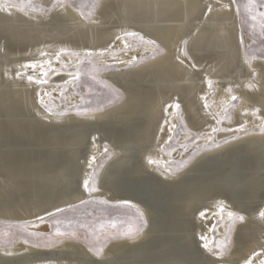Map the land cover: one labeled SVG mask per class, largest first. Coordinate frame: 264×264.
Returning a JSON list of instances; mask_svg holds the SVG:
<instances>
[{"label": "bare ground", "instance_id": "1", "mask_svg": "<svg viewBox=\"0 0 264 264\" xmlns=\"http://www.w3.org/2000/svg\"><path fill=\"white\" fill-rule=\"evenodd\" d=\"M131 32L164 53L105 77L123 92L119 104L83 114L48 108V95L56 89L51 83L70 84L77 75L60 70L71 65L62 58L66 52L98 54L101 64L125 66L142 56L115 55L132 43L126 35ZM245 43L235 0H104L91 18L66 3L41 14L0 0V144L9 154L0 165V221L41 226L90 199L128 201L148 221L142 235L114 241L99 256L75 241L54 247L19 242L0 247V264H245L250 258L253 264L256 254L264 258V60L250 62ZM31 63L38 67H24ZM40 64L48 83L29 82L28 76L41 78ZM214 89L221 95L211 110L205 105ZM233 96L242 106L226 124L217 113ZM177 104L190 128L203 136L200 144L253 131L215 144L192 166L173 172L164 145L176 126ZM76 105L72 100L66 109ZM2 139H10L8 148ZM108 149L114 155L99 179L106 176L107 186L91 192L99 158ZM238 215L245 219L225 258L212 229ZM201 235L215 254L203 248Z\"/></svg>", "mask_w": 264, "mask_h": 264}, {"label": "rangeland", "instance_id": "2", "mask_svg": "<svg viewBox=\"0 0 264 264\" xmlns=\"http://www.w3.org/2000/svg\"><path fill=\"white\" fill-rule=\"evenodd\" d=\"M17 6H23L34 12L50 14L60 3H66L73 9L81 11L86 17L95 15L98 7L104 0H52L50 5H45L39 0H6ZM239 11V20L242 35L245 38V52L250 62L264 60V0H235ZM142 36H128L127 40L132 42L129 47L118 49L115 55L125 51H141L135 62L128 65L116 63L113 65L101 64L99 59L102 55H85L73 51L66 52L62 58H70L69 67H60L64 73H76L79 78L72 79L71 83H62L55 86V90L48 95V108L57 113H93L99 112L114 105L119 104L123 99V92L112 85L105 77L108 74L118 73L121 69H136L145 63L153 61L164 53V48L160 45L149 42ZM57 91V92H56ZM58 93V95H57ZM56 94V95H55ZM215 89L211 94V102L207 106L211 110L217 108L216 98L221 95ZM72 100H77V105L71 109H66ZM242 101L238 97L223 109V113H217L220 120L226 124H232L238 109L241 108ZM224 128L221 130L223 131ZM243 131L233 136L221 138L217 143L200 144L204 138L199 133L190 128L185 113L180 106L177 112V122L171 139L164 145V153L171 160V170L181 172L192 166L194 161L203 153L211 150L215 144L224 143L240 137ZM264 132V127L261 129ZM114 153L108 149L99 158V163L95 169V180L92 177L91 192L98 191L100 173L104 165L113 157ZM94 182V184H93ZM145 216L137 209L128 205H114L106 200L90 199L86 203L53 216L45 220L41 226H31L32 224L7 225L0 224V247L10 248L14 244L27 241V244L38 247H54L61 241H75L96 252L103 250L112 242L136 238L142 235L148 228ZM1 222V221H0ZM148 222V221H147ZM241 223L236 219L229 222L221 220L216 222L214 232L216 248L219 254L225 258L229 257L233 251V243L237 225ZM221 229V231H220ZM58 230V231H57ZM260 256V257H259ZM257 255L256 262L261 264L264 258ZM224 264H230L224 262Z\"/></svg>", "mask_w": 264, "mask_h": 264}, {"label": "snow or ice", "instance_id": "3", "mask_svg": "<svg viewBox=\"0 0 264 264\" xmlns=\"http://www.w3.org/2000/svg\"><path fill=\"white\" fill-rule=\"evenodd\" d=\"M208 10L211 11V8L209 7ZM262 15H264V14H262ZM126 35H127V36H136V35H138V34H137V33H134V32H131V33H126ZM141 39H143V37H141ZM125 45L127 46V41H125ZM185 54H186V53H185ZM41 55H45V56H46L47 53H41ZM58 55H59V54H58ZM48 63L50 64L51 61H49ZM24 67H25V68H31V69L35 70V69L38 67V65H37L36 63H31V64H28V65H24ZM39 67H40L41 70H42V71H41V78H40V79H35L34 76H28V80H29V82H32V81L35 80V82L38 83V84H46V83H48V81H47V79H45V77L48 76V73H47L46 71H43V67H44L43 64H40ZM19 75H20V73H17V76H19ZM72 78H73V79H78L79 76H78V75H73ZM209 86H211V85H209ZM232 99H233V100H236L237 98H236L235 96H233ZM169 107H171V105H169ZM176 107L179 108V107H180L179 104H177ZM205 107H207V104L205 105ZM257 111H259V110L257 109ZM240 130H243V125H241V129H240ZM149 163H155V161L149 160ZM87 186H88V182L85 181V187H87ZM124 204L130 206V204H129L128 201H124ZM56 211H57V212H60V211H63V210L57 208ZM220 211H221V213H223V211H224L223 206L220 207ZM200 215H201V217H206V213H204V212H201ZM227 215H228L229 217H233L235 214H234L233 212L229 211V212L227 213ZM260 215H261L262 217H264V211H261V212H260ZM37 219H39V220H43V217H38ZM236 219H237L238 221L242 222V221L245 219V217H244L243 215H238V216H236ZM146 223H147V221H145V224H146ZM57 231H58V230H57ZM212 231L215 232L216 229L213 228ZM200 240H201V241H205V243L203 244V248H204L205 250H207L209 253L215 254V250H214L213 248H211V247L209 246V244L207 243V240H208V237H207V236H205V235H201ZM25 243H27V241H25ZM213 243H215V241H213ZM102 252H103V249H102V248H99V249L96 250V255L99 256V255L102 254ZM256 255H258V254H256ZM245 264H252V260H251V258L248 259V260L245 262ZM261 264H264V261H261Z\"/></svg>", "mask_w": 264, "mask_h": 264}, {"label": "water", "instance_id": "4", "mask_svg": "<svg viewBox=\"0 0 264 264\" xmlns=\"http://www.w3.org/2000/svg\"><path fill=\"white\" fill-rule=\"evenodd\" d=\"M2 141V143L4 144L3 146H5V148H6V146H7V141H10V139H2L1 140ZM9 145V144H8ZM7 148H8V146H7ZM7 155H9V154H7V151H6V149H3L2 148V144H0V165H5L6 164V159H7ZM95 174V173H94ZM94 177V180H95V175L93 176ZM104 177L106 178V176H103L102 178H101V180H100V182L99 181H97L98 182V184L100 185H102V186H107L106 185V179H104ZM93 179V178H92ZM91 179V180H92ZM93 184H94V182H93ZM115 192H116V189L115 188H112ZM114 192V193H115ZM106 202H108V203H111V204H114V205H123L122 203L120 204V203H117V202H109V201H106ZM145 218H146V216H145ZM146 221H147V219H146ZM145 223V222H144ZM148 223V222H147ZM149 223H150V221H149ZM0 224H7V225H16V224H8V223H5V222H0ZM152 221H151V223L149 224L150 226H152Z\"/></svg>", "mask_w": 264, "mask_h": 264}]
</instances>
